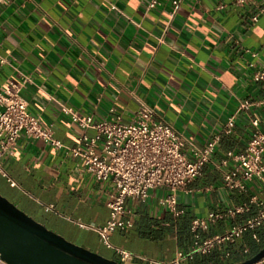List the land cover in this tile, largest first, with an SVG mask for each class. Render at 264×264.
<instances>
[{
	"label": "crops",
	"instance_id": "0c3cea01",
	"mask_svg": "<svg viewBox=\"0 0 264 264\" xmlns=\"http://www.w3.org/2000/svg\"><path fill=\"white\" fill-rule=\"evenodd\" d=\"M170 10L169 2L147 9L145 0L0 4V89H18L27 111L62 144L55 148L22 134L1 158L14 184L0 174V194L48 230L122 264H196V257L208 253L175 262L178 252L191 249L193 218L224 212L253 195L263 198L256 178L246 181L243 191L226 188L218 163L229 150H245L252 118L264 132L262 103L241 109L232 131L222 133L242 101L264 96V78L253 79L264 67V0H182L167 23ZM60 104L94 121L115 116L132 121L145 105L154 121L183 140L189 159L213 135L220 138L201 174L178 191L181 213L161 204L163 188L150 190L143 200L127 197L119 218L131 226L109 232L107 247L91 227L108 219L106 200L113 186L95 180L64 148L95 130L72 122ZM258 209L253 203L234 218L218 219L200 231V238L222 233ZM260 232L264 224L255 230L256 240L245 232L237 241L247 236L259 242ZM117 248L129 257L121 260Z\"/></svg>",
	"mask_w": 264,
	"mask_h": 264
},
{
	"label": "built area",
	"instance_id": "2783aa9c",
	"mask_svg": "<svg viewBox=\"0 0 264 264\" xmlns=\"http://www.w3.org/2000/svg\"><path fill=\"white\" fill-rule=\"evenodd\" d=\"M6 0H0V4ZM146 8L152 9L162 2H169L171 10L168 13L169 23L177 13L182 0H145ZM252 0H238L239 3ZM251 19L257 20V14ZM264 78V67L253 74L254 80ZM264 103V96L258 100L242 101L227 119L223 134H228L234 126V118L241 110L251 105ZM60 109L70 116L72 122L82 129H94L95 134L89 136L81 133L75 146H64L65 151L80 159L84 169L91 173L97 181H109L113 191L108 195L106 205L109 217L101 227H91L99 235L103 245L110 247L108 233L116 228L131 226L130 221H124L119 215L124 213V199L143 200L152 189L163 188L167 193L161 198V204L172 214L178 215L177 193L191 180L199 176L204 164L214 153L215 145L220 135H213L202 147L192 152L189 159L182 151L183 140L168 125L154 121L152 110L142 105L137 117L125 121L120 116L94 121L90 115L80 116L71 107L60 104ZM253 131L243 152L229 150L225 153L218 167L221 169V179L228 189L245 190V182L256 178L261 183L262 199L256 195L239 205L229 207L224 212H208L204 217H195L190 222L193 235L191 249L188 252H178L175 262L180 263L191 259L196 254H206L225 243H233L245 232H251V237L257 239L255 230L264 224V132L258 130V119L252 118ZM25 134L31 138H40L53 147L62 144L53 138L51 130L44 127L27 111V101L19 90L0 89V174L7 178L3 168L2 156L11 152L17 139ZM11 185L14 184L7 178ZM257 203V213L240 224L229 225L222 233L201 239L200 231L206 230L209 224L218 219L234 218L238 213L248 210L249 205ZM49 206L48 208H50ZM120 259L129 257L128 252L116 249ZM247 250L244 249L243 252ZM228 253H226L227 255ZM0 264H8L0 257ZM257 264V263H256Z\"/></svg>",
	"mask_w": 264,
	"mask_h": 264
},
{
	"label": "water",
	"instance_id": "95a60500",
	"mask_svg": "<svg viewBox=\"0 0 264 264\" xmlns=\"http://www.w3.org/2000/svg\"><path fill=\"white\" fill-rule=\"evenodd\" d=\"M0 257L8 264H122L48 230L0 194ZM264 245L234 264H256Z\"/></svg>",
	"mask_w": 264,
	"mask_h": 264
},
{
	"label": "trees",
	"instance_id": "16d2710c",
	"mask_svg": "<svg viewBox=\"0 0 264 264\" xmlns=\"http://www.w3.org/2000/svg\"><path fill=\"white\" fill-rule=\"evenodd\" d=\"M238 240V239H237ZM233 243H225L220 246L221 249L215 248L206 255H200L195 258L196 264H234L251 257L264 245V232H260V241L255 242L251 237L244 236L243 240ZM247 247V251L243 252V247ZM228 253V256H225ZM223 256V258H220Z\"/></svg>",
	"mask_w": 264,
	"mask_h": 264
},
{
	"label": "rangeland",
	"instance_id": "374dc122",
	"mask_svg": "<svg viewBox=\"0 0 264 264\" xmlns=\"http://www.w3.org/2000/svg\"><path fill=\"white\" fill-rule=\"evenodd\" d=\"M263 243H264V240L261 242V245H263ZM104 257H106V256H104ZM110 259H112V258H110ZM257 264H264V258L261 261H259Z\"/></svg>",
	"mask_w": 264,
	"mask_h": 264
}]
</instances>
